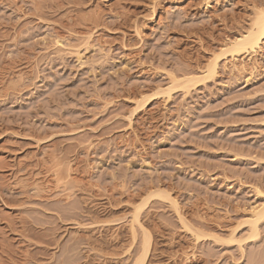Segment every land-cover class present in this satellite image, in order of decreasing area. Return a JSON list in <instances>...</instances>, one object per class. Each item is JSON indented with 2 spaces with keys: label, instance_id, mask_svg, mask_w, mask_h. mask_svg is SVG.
<instances>
[{
  "label": "rangeland",
  "instance_id": "1",
  "mask_svg": "<svg viewBox=\"0 0 264 264\" xmlns=\"http://www.w3.org/2000/svg\"><path fill=\"white\" fill-rule=\"evenodd\" d=\"M257 7L264 0H0V264H133L132 213L157 191L202 234L226 238L247 220L264 202V42L128 116L168 72L201 70ZM158 198L140 212L144 264H239L237 245L196 241ZM260 226L242 264H264Z\"/></svg>",
  "mask_w": 264,
  "mask_h": 264
},
{
  "label": "bare ground",
  "instance_id": "2",
  "mask_svg": "<svg viewBox=\"0 0 264 264\" xmlns=\"http://www.w3.org/2000/svg\"><path fill=\"white\" fill-rule=\"evenodd\" d=\"M207 5H208V3H207ZM253 11H254L253 17L250 20V23L247 25V27L244 28V30H242V32L239 31L235 37H231L232 39H228L227 42H224L222 48L220 49V52L218 54L214 55L211 59H209L208 62L206 63V65L201 70H200V68L198 71H196L197 68L196 69H193V68L185 69L184 68V70L179 69L178 71H175V72L173 71L172 73L168 72L169 74L167 75L166 87H157L154 94L152 93L153 95H151L149 97H140L138 99H135V102H134V99H133V101H130V102L134 103L133 106H135V107L133 108L134 110H132L130 112L128 118H131L132 115H135L138 112H140L141 110H143L144 108H146L148 105H150V103H152V101L157 99L156 97H164L165 100L168 101V99H171V96L173 94H176L179 92L183 93L184 95L188 94L190 92V90H193L196 87L205 84L209 80H212L216 74V71H217L216 68L218 67V64H219L221 57L224 58V56L226 55L228 57L235 58L237 56H242V55L249 54V53H255L256 51H258L264 42V8L260 9L257 7ZM83 24H85V23H83ZM136 29H138V28H136ZM135 33H138V31L136 30ZM88 36H91V35L88 34ZM58 40L55 41V44L57 46L63 45L60 42L61 40H59V41ZM88 40H89V38L86 37L82 41L83 45L85 46L84 48H86V49H84L85 51L88 49L87 48L88 45H90ZM75 51H76L75 55H77L79 58H82L79 55V51H77V50H75ZM75 51H74V53H75ZM79 58L77 59L78 61L80 60ZM161 99H163V98H161ZM258 192L259 191H257V194H258ZM260 194L261 193L259 192L258 195H260ZM154 196L159 197L160 199H165L169 202V205L172 207L177 218L179 219V221L181 223L180 225L183 228H185L187 231H189L191 233L192 237L196 241L204 242V241L209 240V241H213L214 244H218L220 246L224 245V248H226V246H229V245H230V247H231V245H234V246L237 245V248H238L237 250H239L238 252L240 253V256H238L239 257V259H238L239 264H242L244 262V259H246V258H244L245 257L244 256L245 255L244 248H246L248 245H254L257 241H259V238H260V229L259 228L261 227L260 226L261 223L264 221V202L260 207H257V206H256V208L253 207L251 209L252 211H250L251 215L249 214L250 216L247 218V220H245L244 222H242L241 224L236 226L226 238H222L221 236H218V235H206V234H202L199 231L188 229L187 225L184 222V219L182 218V216L179 212L178 204L174 200H171V198L167 194H165L164 192L157 191V192H154V193H151L150 195H148L147 199H145V201L142 203V206H137L134 209V212L132 213L131 231H132L133 239L136 238V235L138 233L140 234L139 255L135 259L133 264H144L148 254H149V249L151 246L150 235L148 234L144 225L140 221V212L142 211V207L145 206L144 203L149 198L154 197ZM244 226L245 227L247 226L246 230H245L244 234H241L239 236V234L242 233V231L244 230ZM134 227H136L137 229L135 230ZM255 249L257 250V248H255ZM263 249H261V250H263ZM261 253H262V251H261ZM263 253H264V251H263ZM251 254H253V253H251ZM258 254L260 255V252H257V254L255 253L253 255H254V257L256 255V258H257V257L261 256V255L258 256ZM250 258H252V257H250ZM256 264H258V261Z\"/></svg>",
  "mask_w": 264,
  "mask_h": 264
}]
</instances>
